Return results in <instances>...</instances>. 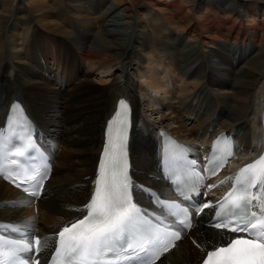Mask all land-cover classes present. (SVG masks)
I'll list each match as a JSON object with an SVG mask.
<instances>
[{"label": "bare ground", "instance_id": "obj_1", "mask_svg": "<svg viewBox=\"0 0 264 264\" xmlns=\"http://www.w3.org/2000/svg\"><path fill=\"white\" fill-rule=\"evenodd\" d=\"M48 1L35 20V0H0V125L21 101L52 164L37 199L0 178V220L38 235L36 256L82 214L119 97L132 111L131 175L159 198L175 196L158 171V130L195 154L222 129L239 159L258 152L250 134L264 98V0ZM134 199L152 208L141 190ZM209 216L192 215L155 264H197L226 242Z\"/></svg>", "mask_w": 264, "mask_h": 264}, {"label": "snow or ice", "instance_id": "obj_2", "mask_svg": "<svg viewBox=\"0 0 264 264\" xmlns=\"http://www.w3.org/2000/svg\"><path fill=\"white\" fill-rule=\"evenodd\" d=\"M119 104L127 107L123 100ZM117 115L119 116L120 113L118 112ZM109 126L111 127V122ZM105 154L109 155V160L107 165L103 160L101 161V175L95 181L89 203L85 205L86 215L58 233V246L55 248L58 264H105L109 256L115 259L121 254L125 264H137V257L139 264H149L153 259L149 253L155 252V258H158L161 247L163 251H167L170 246L163 243L160 229L144 218L147 213H142L141 209L132 202V182L127 174L123 141L111 148L106 145ZM14 155L25 157L26 154L17 147ZM11 163L16 165L18 161L12 160ZM45 177L46 173L26 177V181H34L33 191L29 193L32 197L39 196ZM230 179L235 180V185L219 202L212 226L217 229L226 228L233 233L243 232L245 236L235 237L224 242L223 246L213 247L207 252L203 264H264V200H260L259 195L254 196L251 193V189L257 185L260 191L264 192V155L254 162H249ZM23 190L29 192L27 187ZM191 190L195 191V187ZM186 199H191V196H186ZM253 200L259 201L258 211L252 210ZM210 207L213 206L207 202L202 206L200 203L193 206L196 212H202ZM161 208L178 210L170 213L173 216L188 215L186 208H180L176 204L166 205L162 202ZM179 223L185 227L190 226L187 220H180ZM0 227L4 226L0 225ZM13 230L19 231L18 228ZM137 235H140L143 242L134 245L133 241ZM167 235L178 240L180 230ZM13 243L0 237V264H6L3 259L5 254L11 257L10 264H23V260L16 256V251L32 253L30 237L27 244H16L14 249L6 248V245ZM40 243V239L37 238L35 244L39 246ZM31 258V254L25 257V259Z\"/></svg>", "mask_w": 264, "mask_h": 264}, {"label": "rangeland", "instance_id": "obj_3", "mask_svg": "<svg viewBox=\"0 0 264 264\" xmlns=\"http://www.w3.org/2000/svg\"><path fill=\"white\" fill-rule=\"evenodd\" d=\"M39 2H50V1H48V0H35V2H28V3H30V5L28 6L27 5V8H28V10L30 11V12H32L33 13V16L34 17H38V16H40V13H41V16H42V14H43V12L45 11V9L44 8H42L43 7V5L41 4V3H39ZM41 10V12H37V13H35V11H40ZM43 11V12H42ZM44 16V15H43ZM85 15H83V14H81V17H84ZM45 17V16H44ZM40 19V17H38V18H36L35 20H39ZM44 19H48L47 17H45ZM47 31V30H46ZM95 91H98V90H89V93H94Z\"/></svg>", "mask_w": 264, "mask_h": 264}]
</instances>
